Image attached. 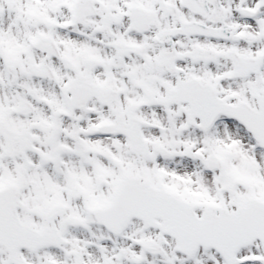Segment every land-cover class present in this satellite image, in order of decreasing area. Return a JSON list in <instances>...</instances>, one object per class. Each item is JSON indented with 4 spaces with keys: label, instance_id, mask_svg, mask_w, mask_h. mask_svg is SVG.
Segmentation results:
<instances>
[{
    "label": "snow or ice",
    "instance_id": "6c2138e0",
    "mask_svg": "<svg viewBox=\"0 0 264 264\" xmlns=\"http://www.w3.org/2000/svg\"><path fill=\"white\" fill-rule=\"evenodd\" d=\"M0 264H264V0H0Z\"/></svg>",
    "mask_w": 264,
    "mask_h": 264
}]
</instances>
